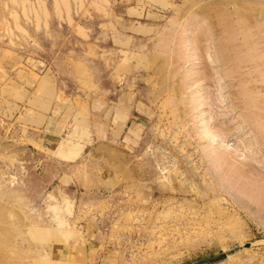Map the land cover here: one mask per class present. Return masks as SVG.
I'll return each mask as SVG.
<instances>
[{"label":"rangeland","instance_id":"obj_1","mask_svg":"<svg viewBox=\"0 0 264 264\" xmlns=\"http://www.w3.org/2000/svg\"><path fill=\"white\" fill-rule=\"evenodd\" d=\"M0 264H264V0H0Z\"/></svg>","mask_w":264,"mask_h":264},{"label":"crops","instance_id":"obj_2","mask_svg":"<svg viewBox=\"0 0 264 264\" xmlns=\"http://www.w3.org/2000/svg\"><path fill=\"white\" fill-rule=\"evenodd\" d=\"M60 133L54 132L52 130H44L42 133L38 134L35 138L36 143L41 147L52 148L58 142ZM75 250L68 249L67 256L68 258L74 259L76 257Z\"/></svg>","mask_w":264,"mask_h":264},{"label":"water","instance_id":"obj_3","mask_svg":"<svg viewBox=\"0 0 264 264\" xmlns=\"http://www.w3.org/2000/svg\"><path fill=\"white\" fill-rule=\"evenodd\" d=\"M226 254H227V253H223V254H221L220 256L216 257L215 259L223 258V257H225Z\"/></svg>","mask_w":264,"mask_h":264}]
</instances>
